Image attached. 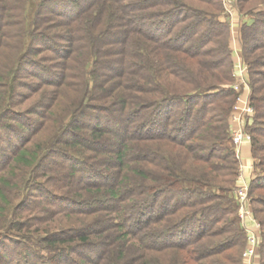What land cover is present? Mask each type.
I'll list each match as a JSON object with an SVG mask.
<instances>
[{"label": "trees", "instance_id": "obj_1", "mask_svg": "<svg viewBox=\"0 0 264 264\" xmlns=\"http://www.w3.org/2000/svg\"><path fill=\"white\" fill-rule=\"evenodd\" d=\"M237 1L253 17L241 41L264 264V9ZM222 13V0H38L32 14L0 0V264L239 263Z\"/></svg>", "mask_w": 264, "mask_h": 264}, {"label": "built area", "instance_id": "obj_2", "mask_svg": "<svg viewBox=\"0 0 264 264\" xmlns=\"http://www.w3.org/2000/svg\"><path fill=\"white\" fill-rule=\"evenodd\" d=\"M232 70L235 79L231 87L236 91L237 96L230 111L231 126L229 127V137L239 161L234 197L237 203L240 225L245 236V246L242 250L240 264H258L261 226L249 202V183L255 172V159L252 158L251 163H246L241 156L242 147L247 145L251 146V135L246 129L248 120L244 122L243 119L248 117L249 124L254 110L249 101L248 67L241 56L233 60Z\"/></svg>", "mask_w": 264, "mask_h": 264}, {"label": "crops", "instance_id": "obj_3", "mask_svg": "<svg viewBox=\"0 0 264 264\" xmlns=\"http://www.w3.org/2000/svg\"><path fill=\"white\" fill-rule=\"evenodd\" d=\"M235 8L230 10V7L234 5ZM261 6V5H260ZM257 6L256 9H264V4ZM227 11H231V16L229 20L227 19ZM221 20L227 21L229 24V36H230V48L232 54V59L236 60L237 57H242V41H241V28L244 24H250L253 21L252 15L243 12L240 7L237 5V0H223V13L220 16ZM249 77V76H248ZM251 146H243L241 149V156L246 163L252 162L251 157Z\"/></svg>", "mask_w": 264, "mask_h": 264}, {"label": "rangeland", "instance_id": "obj_4", "mask_svg": "<svg viewBox=\"0 0 264 264\" xmlns=\"http://www.w3.org/2000/svg\"><path fill=\"white\" fill-rule=\"evenodd\" d=\"M37 1L38 0H27V13L28 14H32V12H33V10H34V7H35V4L37 3ZM255 2H257V4L256 5H258V6H262L263 4H264V2H263V0H256ZM222 5H223V0H222ZM235 2H234V5L233 6H231L230 7V10L231 9H234L235 8ZM237 5L239 6V3H238V1H237ZM261 6H260V8H261ZM240 7V6H239ZM241 9V8H240ZM227 11L226 10V14H227V19L229 20V18H230V16H231V11ZM242 10V9H241ZM244 12V11H243ZM228 40H229V45H230V36H228ZM230 47V46H229ZM230 50H231V48H230ZM232 51V50H231ZM232 52H231V58H232ZM242 59L244 60V57L242 56ZM233 60V59H232ZM244 62L246 63V61L244 60ZM246 65H247V63H246ZM247 67H248V65H247ZM232 73H233V70H232ZM249 78V77H248ZM234 76H233V81H232V83H231V85L234 83ZM250 82V81H249ZM235 102V101H234ZM234 104V103H233ZM232 107H233V105H232ZM232 107H231V109H232ZM231 109H230V111H231ZM249 121V119H248V117H245V119H243V121L244 122H246V121ZM248 121H247V125H248ZM251 121H252V119H251ZM251 123V122H250ZM228 125H229V127L231 126V115H230V112H229V114H228ZM247 125H246V127H247ZM231 146H232V148H233V150H234V147H233V145L231 144ZM235 151V150H234ZM252 153V152H251ZM236 154V153H235ZM251 157L254 159L255 157L253 156V155H251ZM243 159V158H242ZM239 162V161H238ZM256 162H257V160H256ZM17 173H18V171H17ZM238 174V173H237ZM16 176H13L12 177V182H15V181H17V179L15 180L14 178H15ZM235 183H236V179H235ZM5 190L9 193V198H10V201H11V205L10 206H13L15 203H17L19 200H20V198L22 197V196H20V193H17L16 192V189L15 188H9V187H5ZM235 190H236V185L234 186V189L232 190V192H231V197L233 198V200H234V203H235V205H236V214H237V217H238V213H237V203H236V200H235V197H234V193H235ZM24 191V190H23ZM36 194V193H35ZM250 202V205H251V207H252V204H251V200L249 201ZM30 204H32V203H30ZM31 208V206H28L27 207V204L25 205V207H24V209H23V211H21V213H19V215L18 216H16V219H21L22 218V216H24V215H26V214H28V212H29V209ZM7 212L8 213H10L11 212V208L9 209V210H7ZM255 215V214H254ZM256 217V216H255ZM257 218V217H256ZM258 219V218H257ZM238 223H239V226H240V228L242 229V226L240 225V219H239V217H238ZM260 223V222H259ZM261 226V225H260ZM242 231H243V229H242ZM243 233H244V231H243ZM35 235H32L33 236V238L36 240L37 238V236H36V233H34ZM244 239H245V236H244ZM35 240H33L34 242H36ZM34 244H37V246L35 245L34 246V248H39V243H38V241H37V243H34ZM244 246H245V241H244ZM244 246H243V248H244ZM38 250V249H37ZM243 250V249H242ZM241 255H242V252H241ZM241 255H240V260H241ZM258 259H259V263L258 264H260V251L258 250ZM240 260H239V263L238 264H240Z\"/></svg>", "mask_w": 264, "mask_h": 264}]
</instances>
